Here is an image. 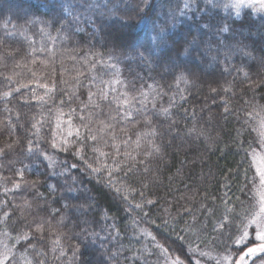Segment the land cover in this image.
<instances>
[{
	"label": "trees",
	"instance_id": "trees-1",
	"mask_svg": "<svg viewBox=\"0 0 264 264\" xmlns=\"http://www.w3.org/2000/svg\"><path fill=\"white\" fill-rule=\"evenodd\" d=\"M225 4L230 0H147V6L144 0H0V53L18 49L0 66V233H9L6 242L15 245L18 264H24L21 254L32 264H164L142 229L185 264L195 259L217 264L236 252L235 213L246 206L242 202L250 203L255 175L244 149L251 144L259 150L253 128L259 124L255 113L264 106V13L245 7L237 16ZM145 13L157 22L155 30L139 23ZM160 28L164 40L157 43L152 37ZM41 46L46 50L33 53ZM13 73L19 75L9 83L5 76ZM113 79L121 83L110 87L106 82ZM30 81L54 85L47 103L32 98V89L46 92L36 83L3 97ZM90 92L99 107L89 103ZM124 92L135 97L129 119H121L123 110L113 102ZM85 104L89 107L82 111ZM58 111L76 126L81 115L87 123L91 112L92 128L98 130L104 120L116 125L117 143L130 138L127 149L120 144L121 152L130 151L136 159L117 157L123 170L113 172L114 187L105 173H91L73 154L75 144L68 151L52 147ZM153 129L155 135H144ZM92 145L88 141L84 147L88 157L95 155ZM98 146L113 152L103 141ZM147 151L152 155L145 156ZM226 204L235 209L231 223L214 231ZM41 223L43 239L35 230ZM189 225L195 235L184 231ZM24 233L28 240L15 239ZM57 236L61 243L53 252ZM188 244L197 251L189 254Z\"/></svg>",
	"mask_w": 264,
	"mask_h": 264
},
{
	"label": "snow or ice",
	"instance_id": "snow-or-ice-1",
	"mask_svg": "<svg viewBox=\"0 0 264 264\" xmlns=\"http://www.w3.org/2000/svg\"><path fill=\"white\" fill-rule=\"evenodd\" d=\"M211 0H209V3ZM145 5L147 6V0H144ZM231 6L237 16H240L241 9L243 7L252 8L257 13H264V0H230V5L225 4L224 7L228 8ZM185 7H187V4H185ZM65 12L68 11L67 8L64 9ZM139 23H142L146 28H152L155 30L156 27V21L154 19H151L148 17L147 13L142 17L141 21ZM224 30H227L225 28ZM43 32L44 30L41 29ZM165 31L164 28H160L159 32H157L153 37L152 40L157 43H162L164 40V37L160 35V33H163ZM23 35V33H20ZM54 41L55 38L49 37ZM3 41L0 40V45H3ZM46 49L44 46H41L40 49L33 48L32 51L35 53L36 51H45ZM16 50H8L5 53H0V66H6V60L9 57H13ZM32 63H35V60L32 61ZM42 63H44L42 61ZM15 67H21V64L17 62L15 64ZM94 67V65H93ZM112 67H115V65H112ZM33 76L36 74L33 72ZM19 75V73H13V75H7L5 76V80L9 83L13 82V76ZM180 79L185 80L186 78L181 76ZM30 83H36L37 87L46 89V92L44 95H38L36 93L35 89H32V98L42 102L47 103L45 100V96L48 95L49 92L54 90V85L50 87L47 83H39L38 81H30L29 83H20L18 87L11 89L9 91L4 92L2 95L3 97H9L12 95L13 92H20L21 88H28ZM111 85L113 84H120L121 81L119 79H113L112 81L106 82ZM112 91H116L115 88H112ZM215 91V89H213ZM95 95L94 93H89V103L92 104L93 107H99L98 104H95L92 101V97ZM142 95L145 96V99L147 97L146 93H143ZM101 99L107 100L108 99V93L101 90ZM135 100V97L129 98L128 93L124 92L121 93L118 97L113 98V102L116 103V106L118 109L123 110V116L121 119H129L132 117L133 113L132 111L128 110ZM63 103V101H61ZM143 105V101L140 102ZM89 107L88 104H85L83 106V109H87ZM155 107V105H153ZM71 111L75 112V109H72ZM137 112L140 111V109H136ZM164 113H167L168 109H162ZM227 111V109H226ZM261 112H264V106H261ZM261 112H256L255 116L259 117V124L258 127H254L253 131H257L259 136V150L252 147L251 144H249V148L244 149L246 153H250L251 155V161L250 166L255 168V175L252 177V189L250 190V196H249V202H242L246 203V206L242 209L240 212H236L235 215L239 217V220L236 222V230L239 232V235L234 239L233 243L237 245V249L235 253H231L229 255L223 256L221 259L225 262V264H264V115H261ZM248 116H252V113H248ZM64 113L62 111H58V114L56 116V130L52 133V147L59 148L61 151H68L69 148H71L74 144L76 145V151L73 153L76 155L86 166L87 169L91 171V173H95L97 175H100L101 173H105L108 177L107 183L109 187H114L112 183V176L114 171H121L123 170L121 168V161L117 159V157L123 155L124 157L135 161L136 157L132 155L130 151L125 150L123 153L121 152L120 144L122 143L125 146V149H127L129 144V139H125L121 141L120 143H117L116 138V125L112 123H107L104 120H100L99 124L101 127L97 130L92 128L91 121L93 117V113L89 112L87 116V123H85L86 117L81 115L79 119L81 120V124L79 126H76L72 122V117L69 116L67 120L63 119ZM111 120H116L115 116L110 117ZM248 121H245L247 123ZM150 123V121H149ZM62 125H66V128L62 127ZM33 128L37 129V132H39V128H37L36 124L32 125ZM83 129V132L81 131ZM121 132L125 131L123 128L119 129ZM105 135L109 137V139H104ZM144 135H155V129H153L150 133H145ZM75 136L74 140H70L69 138ZM59 137V140L57 139ZM109 140L111 141V144H109ZM88 141H92L93 145L91 147L92 153L95 155L92 157L86 156L84 153V147ZM103 141L104 147H111L113 149V152H105L102 147L98 146L99 142ZM31 143V142H29ZM135 146L137 149L141 147V134L137 133L136 140L134 141ZM149 146L151 147L152 151H155L157 153L160 152V148L158 145H155L153 141L149 140ZM9 148L11 145L8 146ZM29 152L32 151V148L29 147ZM4 154V149H0V155ZM45 155V158L48 160H52L51 157L47 156V154L42 153ZM145 156H151L152 152L147 151L144 153ZM111 157L112 163L109 164L107 161ZM103 158V160L101 159ZM91 161V162H90ZM140 163H144L143 160L140 161ZM72 167H76L75 164L72 165ZM134 167L133 165L127 166V171L124 172L125 176L128 175L129 172L132 171ZM145 171L148 169L145 168ZM247 173V169L245 170ZM21 176L23 175V172L21 171L19 173ZM14 187L19 188V184H15ZM118 193L121 191L120 188L115 189ZM7 191V189H6ZM243 191V189H241ZM143 195V193H141ZM124 199H127L125 196ZM239 199V198H237ZM147 203L151 204L153 201L149 200ZM136 208H141V204H136ZM185 211H190V209H185ZM235 212V209L233 207L227 206L226 204V212L223 216L222 220H220L216 226L214 227V231L216 230H222L225 227L226 223H231L232 216L231 214ZM7 216V214H5ZM147 215V213H145ZM193 222H195L196 217H192ZM62 222V220H61ZM51 227V221H46ZM167 223V222H165ZM36 232L41 234V239H43V232H44V224H38L36 225ZM251 230V232H250ZM146 236L151 237V239L155 242V247L160 250V254L164 257V264H185V261L180 258L179 255L170 254L169 249L165 247L163 244H161L159 241H157L156 236H154L150 231L147 229L141 230ZM184 231H191L193 235L196 234V228L189 225L188 228L184 229ZM4 237V239H0V264H18V259L16 256V253L13 251V248L15 245H9L6 241L10 238L9 233L7 231L0 233ZM29 234L24 233L23 235H17L15 239L17 241L23 239L28 240ZM180 240H184L183 236L178 237ZM54 247L52 248V251L55 252L56 248L60 246V237L57 236L55 240H53ZM28 247L34 248L35 245L29 244ZM188 253L193 254L197 251V248L193 247L191 244H188ZM79 252V248L73 249V256L75 258H78L77 253ZM65 251L63 248L60 249V255H65ZM201 256H206L208 253L201 251ZM233 255H235L237 258L233 262ZM20 260L24 261V264H32L31 260H28L26 256L21 254L19 257ZM193 259H195L193 257ZM39 264H45L43 260L39 261ZM195 264H201V261L199 259H195ZM217 264H221L220 260H217Z\"/></svg>",
	"mask_w": 264,
	"mask_h": 264
},
{
	"label": "rangeland",
	"instance_id": "rangeland-1",
	"mask_svg": "<svg viewBox=\"0 0 264 264\" xmlns=\"http://www.w3.org/2000/svg\"><path fill=\"white\" fill-rule=\"evenodd\" d=\"M243 8H245V7H243ZM250 232H251V230H250ZM236 258H237V257H236ZM236 258L233 257V262L235 261ZM220 261H221V260H220ZM221 264H225V262L222 260V261H221Z\"/></svg>",
	"mask_w": 264,
	"mask_h": 264
}]
</instances>
